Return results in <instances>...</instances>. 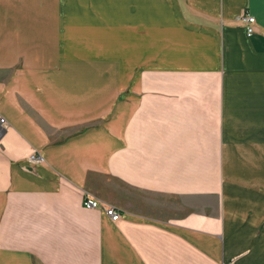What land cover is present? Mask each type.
<instances>
[{
	"label": "crops",
	"instance_id": "obj_1",
	"mask_svg": "<svg viewBox=\"0 0 264 264\" xmlns=\"http://www.w3.org/2000/svg\"><path fill=\"white\" fill-rule=\"evenodd\" d=\"M0 117V264H264V0H0Z\"/></svg>",
	"mask_w": 264,
	"mask_h": 264
},
{
	"label": "built area",
	"instance_id": "obj_2",
	"mask_svg": "<svg viewBox=\"0 0 264 264\" xmlns=\"http://www.w3.org/2000/svg\"><path fill=\"white\" fill-rule=\"evenodd\" d=\"M243 20L246 22V29L247 33L249 35H252L255 31V17L251 15H244ZM0 122L2 124L5 123V119L3 117H0ZM41 158V156L36 157ZM82 204L86 208H103L106 212V214L113 220V221H118L122 218V211L119 210L117 207L114 205H106L102 200L99 198L91 195V194H85L82 200Z\"/></svg>",
	"mask_w": 264,
	"mask_h": 264
},
{
	"label": "rangeland",
	"instance_id": "obj_3",
	"mask_svg": "<svg viewBox=\"0 0 264 264\" xmlns=\"http://www.w3.org/2000/svg\"><path fill=\"white\" fill-rule=\"evenodd\" d=\"M105 204V203H104Z\"/></svg>",
	"mask_w": 264,
	"mask_h": 264
}]
</instances>
